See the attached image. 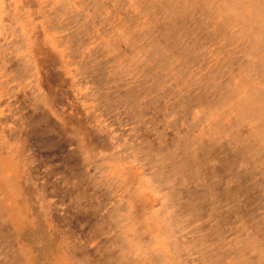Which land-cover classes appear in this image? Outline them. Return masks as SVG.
Instances as JSON below:
<instances>
[{
  "label": "rangeland",
  "instance_id": "374dc122",
  "mask_svg": "<svg viewBox=\"0 0 264 264\" xmlns=\"http://www.w3.org/2000/svg\"><path fill=\"white\" fill-rule=\"evenodd\" d=\"M214 1L0 0V264H264V0Z\"/></svg>",
  "mask_w": 264,
  "mask_h": 264
},
{
  "label": "bare ground",
  "instance_id": "6f19581e",
  "mask_svg": "<svg viewBox=\"0 0 264 264\" xmlns=\"http://www.w3.org/2000/svg\"><path fill=\"white\" fill-rule=\"evenodd\" d=\"M120 1H121V0H120ZM171 1H172V0H171ZM173 1H174V0H173ZM178 1H179V0H178ZM202 1H203V0H202ZM215 1H216V0H215ZM215 1H214V2H215ZM237 1H238V0H237ZM239 1H240V0H239ZM168 2H169V1H168ZM186 2H187V1H186ZM207 2H208V1H207ZM207 2H205V3H207ZM227 2H228V0H227ZM227 2H226V3H227ZM231 2H232V1H231ZM234 2H235V1H234ZM234 2H233V3H234ZM240 2H241V1H240ZM261 2H262V1H261ZM155 3H156V2H154V4H155ZM241 3H242V2H241ZM121 4L123 5V3H121ZM166 4H167V3H166ZM171 4H172V3H171ZM186 4H187V3H186ZM230 4H231V3H230ZM147 5H149V4H147ZM155 5H156V4H155ZM157 5H158V4H157ZM200 5H201V4H200ZM211 5H212V4H211ZM213 5H214V4H213ZM213 5H212V6H213ZM218 5H219V4H218ZM218 5H217V6H218ZM220 5H221V4H220ZM144 6H145V5H144ZM149 6H150V5H149ZM152 6H153V5H152ZM168 6H169V4H168ZM170 6H171V5H170ZM239 6H240V5H239ZM145 7H147V6H145ZM160 7H161L160 9L164 8L163 5H161ZM173 7H174V6H173ZM185 7H186V6H185ZM198 7H199V6H198ZM210 7H211V6H210ZM222 7H223V6H222ZM222 7H221V8H222ZM245 7H246V6H245ZM154 8H155V7H154ZM158 8H159V7H158ZM180 8H181V7H180ZM183 8H184V6H183ZM192 8H193V7H192ZM219 8H220V7H219ZM260 8H261V7H260ZM119 9H120V8H119ZM140 9H141V8H140ZM142 9H143V8H142ZM144 9H145V8H144ZM146 9H147V8H146ZM166 9H167V8H166ZM168 9H169V7H168ZM168 9H167V10H168ZM172 9H173V8H172ZM195 9H196V8H195ZM231 9H234V8H231ZM236 10H237V9H236ZM243 10H244V9H243ZM263 10H264V9L261 8L259 11L262 12ZM138 11H139V10H138ZM159 11H160V10H159ZM163 11H164V10H163ZM175 11H176V10H175ZM238 11H239V10H238ZM161 12H162V11H161ZM171 12H172V11H171ZM171 12H170V13H171ZM200 12H201V11H200ZM173 13H174V12H173ZM173 13H172V14H173ZM175 13H177V12H175ZM243 13H244V12H243ZM192 14H193V13H192ZM201 14H202V13H201ZM237 14H238V13H237ZM240 14H241V13H240ZM240 14H239V16H240ZM245 14H246V13H244V15H245ZM199 15H200V14H199ZM225 15H226V14H225ZM247 15H248V14H247ZM184 16H186V14H185ZM184 16H183V17H184ZM222 16H223V15H222ZM229 16H230V15H229ZM255 16H256V15H255ZM140 17H141V15H140ZM178 17H179V16H178ZM243 17H245V16H243ZM246 17H247V16H246ZM257 17H258V16H257ZM259 17H260V16H259ZM93 18H94V17H93ZM229 18H230V17H229ZM241 18H242V17H240V19H241ZM247 18H248V17H247ZM255 18H256V17H255ZM263 18H264V17H263ZM32 19H33V18H32ZM180 19H181V18H180ZM243 19H245V18H243ZM253 19H254V18H253ZM199 20H200V18H199ZM258 20H260V19H258ZM262 20H263V19H262ZM166 21H168V20H166ZM251 21H252V19H251ZM253 21H255V20H253ZM168 22H169V21H168ZM259 22H260V21H259ZM165 23H166V22H165ZM173 23H175V22H173ZM244 23H246V22H244ZM250 23H251V22H250ZM252 23H253V22H252ZM262 23H263V22H262ZM168 24H169V23H168ZM168 24H167V26H168ZM242 24H243V22H242ZM164 25H165V24H164ZM171 25H173V24H171ZM243 26H245V25H242V27H243ZM246 26H248V25H246ZM162 27H163V26H162ZM174 27H175V26H172V28H174ZM203 27H204V26H203ZM239 27H240V26H239ZM239 27H238V28H239ZM163 28H164V27H163ZM172 28H171V29H172ZM224 28H226V27H224ZM247 28H248V27H247ZM261 28H262V25H261ZM237 30H238V29H237ZM241 30H242V29H241ZM243 30H244V28H243ZM257 30H259V29H257ZM161 31H162V30H161ZM232 31H233V30H232ZM249 31H250V29H249ZM263 31H264V30H263ZM233 32H234V31H233ZM235 32H236V31H235ZM171 33H172V32H171ZM252 33H253V32H252ZM254 33H255V32H254ZM173 34H176V33L173 32ZM246 34H247V33H246ZM170 35H171V34H170ZM248 35L252 36V34H250V33H249ZM258 35H262V32H261V34H258ZM241 36H242V35H241ZM172 37H173V36H172ZM151 38H152V37H151ZM151 38H150V39H151ZM204 39H205V37H204ZM251 39H252V37H251ZM174 40H175V39H174ZM150 41H151V40H150ZM177 41H178V40H177ZM180 41H181V40H180ZM205 41H206V40H205ZM208 41H209V40H208ZM243 41H244V40H243ZM256 41H257V40H256ZM157 42H158V41H157ZM206 42H207V41H206ZM69 43H70V42H69ZM160 43H161V42H160ZM175 43H177V42H175ZM255 43H256V42H255ZM144 44H145V43H144ZM157 44H158V43H157ZM194 44H195V43H194ZM238 44H239V43H238ZM257 44H258V43H257ZM120 45H121V44H120ZM160 45H161V44H160ZM239 45H240V44H239ZM155 46H157V48H158V45L155 44ZM241 46H242V45H241ZM246 46H247V45H246ZM134 47H135V46H134ZM143 47H144V46H143ZM152 47H153V46H152ZM252 47H254V45H253ZM181 48H182V47H181ZM195 48H196V47H195ZM197 48H199V47H197ZM242 48H243V46H242ZM175 49H176V48H175ZM192 49H193V48H192ZM246 49H247V48H246ZM148 50H149V49H148ZM187 50H188V49H187ZM189 50H191V48H190ZM196 50H197V49H196ZM237 50H238V48H237ZM254 50H257V49H254ZM263 50H264V49H263ZM263 50H262V51H263ZM175 51H177V49H176ZM239 51H241V50L239 49L238 52H239ZM180 52H181V51H180ZM184 52H185V51H184ZM255 52H256V51H255ZM137 53H138V52H137ZM163 53H164V52H163ZM163 53L161 52V54H163ZM181 53H182V52H181ZM251 53H253V52L251 51ZM178 54H179V52H178ZM184 54H185V53H184ZM184 54H183V55H184ZM195 54H196V53H195ZM197 54H198V53H197ZM197 54H196V55H197ZM199 54H200V52H199ZM259 54H260V50H259ZM179 55H180V54H179ZM186 55H187V54H186ZM190 55H191V54H190ZM251 55H252V54H251ZM257 55H258V54H257ZM260 55H262V54H260ZM260 55H258V56L261 57ZM113 56H114V55H113ZM145 56H146V55H145ZM145 56L143 55V57H145ZM184 56H185V55H184ZM184 56H183V57H184ZM110 57H111V56H110ZM167 57H169V55H168ZM170 57H171V55H170ZM183 57H181V59H182ZM187 57H188V56H187ZM192 57H193V55H192ZM237 57H238V56H237ZM155 58H156V57H155ZM160 58H163V57L160 56ZM171 58H172V57H171ZM193 58H194V57H193ZM257 58H258V57H257ZM165 59H166V57H165ZM188 59H189V58H188ZM197 59H199V58H197ZM259 59H260V58H259ZM159 60H160V59H159ZM173 60H174V59H173ZM184 60H185V59H184ZM243 60H245V59H243ZM80 61H81V60H80ZM143 61H144V60H143ZM163 61H164V60H163ZM163 61H162V63H163ZM190 61H191V60H190ZM192 61H193V60H192ZM154 62H155V60H154ZM171 62H172V61H171ZM182 62H183V61H182ZM244 62H245V61H244ZM244 62L241 61V63H244ZM132 63H133V62H132ZM132 63H131V65H132ZM165 63H166V62H165ZM183 63H184V62H183ZM231 63H233V61H232ZM261 63H262V62H261ZM163 64H164V63H163ZM137 65H138V63H137ZM178 65H179V64H178ZM182 65H184V64H182ZM186 65H187V64H186ZM159 66H161V65H159ZM159 66H158V67H159ZM173 66H174V65H173ZM180 66H181V65H180ZM251 66H252V65H251ZM260 66H262V65H260ZM151 67H152V66H151ZM195 67H196V66H195ZM244 67H245V66H244ZM174 68H175V67H174ZM186 68H187V67H186ZM251 68H252V67H251ZM258 68H259V67H258ZM149 69H150V68L148 67V70H149ZM168 70H170V69H168ZM168 70H166V72H168ZM175 70H176V69H175ZM247 70H248V69H247ZM176 71H177V70H176ZM142 72H143V70H142ZM142 72H141V73H142ZM145 72H146V71H145ZM155 72H157V71H155ZM259 72H260V71H259ZM179 73H180V72H179ZM192 73H193V72H192ZM192 73H191V74H192ZM216 73H217V72H216ZM162 74H163V72H162ZM162 74H161V75H162ZM165 74H166V73H165ZM172 74H173V73H172ZM183 74H184V73H183ZM144 75H145V74H144ZM149 75H150V74H149ZM151 75H152V73H151ZM161 75H160V76H161ZM180 75H181V74H180ZM251 75H252V74H251ZM155 76H156V75H155ZM157 76H159V74H157ZM176 77H177V76H176ZM179 77H181V76H179ZM190 77H192V76H190ZM190 77H189V78H190ZM152 78H153V77H152ZM159 78H160V77H159ZM155 79H156V77H155ZM155 79H153V80H155ZM161 79H162V78H161ZM166 79H167V77H166ZM175 80H177V79H175ZM263 80H264V79H263ZM164 81H165V80H164ZM227 81H229V80H227ZM227 81L225 82L226 84L228 83ZM158 82H161V81L158 80ZM228 84H229V83H228ZM230 85H231V84H230ZM148 87H149V86H148ZM141 88H142V87H141ZM225 88H226V87H225ZM164 89H166V88H164ZM176 90H177V89H176ZM185 91H186V90H185ZM223 91H224V90H223ZM249 91H250V90H249ZM144 92H145V90H144ZM164 92H165V91H164ZM190 92H191V91H190ZM162 93H163V92H162ZM165 93H166V92H165ZM181 93H182V92H181ZM252 93H253V91H252ZM255 93H256V92H255ZM167 94H168V93H167ZM171 94H172V93H171ZM247 94H249V92H248ZM247 94H246V96H247ZM257 94H258V93H257ZM70 95H71V94H70ZM229 95H230V94H229ZM250 95H252V94H250ZM151 96H152V95H151ZM162 96H163V95H162ZM179 96H180V95H179ZM219 96H220V95H219ZM253 96H254V94H253ZM232 97H233V96H232ZM254 97H256V96H254ZM254 97H253V98H254ZM149 98H150V97H149ZM149 98H148V99H149ZM157 98H158V97H157ZM253 98H252V99H253ZM262 98H263V97H262ZM158 99H160V98H158ZM252 99H249V102H250V100L252 101ZM256 100H257V99H256ZM153 101H154V100H153ZM179 101H180V100H179ZM239 101H240V100H238V102H239ZM260 101H261L260 103H262L263 99L260 100ZM151 103H152V101H151ZM153 103H154V102H153ZM153 103H152V104H153ZM241 103H242V102H241ZM241 103H240V106H242ZM251 103H252V102H251ZM248 104H249V103H247V105H248ZM147 105H148V104H147ZM236 105H239V104H236ZM236 105H235V106H236ZM260 105H261V104H260ZM161 106H162V105H161ZM161 106H160V107H161ZM163 106H164V105H163ZM255 106H256V105H255ZM261 106H262V105H261ZM261 106H260V107H261ZM228 107H229V106H228ZM260 107H258V109H260ZM246 109H247V108H246ZM258 109H257V110H258ZM158 110H159V108H158ZM167 111H168V109H167ZM240 111H241V110L239 109L238 112L240 113ZM251 111H252V110H251ZM245 112H247V111H245ZM166 113H168V112H166ZM243 114H244V113H243ZM164 115H165V113H164ZM259 115H260V114H259ZM241 116H243V115H241ZM248 116H249V114H248ZM255 117H256V116H255ZM255 117H254V118H255ZM250 119H251V118H250ZM39 120H40V119H39ZM257 120H258V119H257ZM86 121H87V120H86ZM255 121H256V120H255ZM255 121H254V122H255ZM237 123H238V122H237ZM49 124H50V123H49ZM50 125H52V124H50ZM234 125H235V124H234ZM48 126H49V125H48ZM192 126H193V125H192ZM192 126H191V127H192ZM232 126H233V124H232ZM235 126H236V125H235ZM50 127H51V126H50ZM53 127H54V126H53ZM191 127H190V129H191ZM253 127H254V126H253ZM171 128H172V127H171ZM255 128L257 129V127H255ZM259 128H260V127H258L257 130H259ZM53 129H54V128H53ZM188 129H189V128H188ZM192 130H193V128H192ZM236 130H237V129H236ZM72 131H73V130H72ZM225 131H226V130H225ZM261 131H262V129H261ZM189 132H191V131L189 130ZM228 132H229V131H228ZM232 132H233V131H232ZM253 133H254V132H253ZM250 134H252V133H250ZM254 134H255V133H254ZM258 134H260V133H258ZM243 136H244V135H243ZM245 136H246V135H245ZM181 137H182V136H181ZM251 137H252V136H251ZM260 137H261V136H260ZM244 138H245V137H244ZM253 138H254V137H253ZM236 139H237V138H236ZM242 139H243V137H242ZM242 139L240 138V140H242ZM233 140L235 141V138H234ZM253 140H254V139H253ZM223 141H224V140H223ZM236 141H238V139H237ZM248 141H249V140H248ZM242 142H243V141H242ZM252 142H253V141H252ZM255 142H256V140H255ZM255 142H254V143H255ZM260 142H261V139H260ZM62 143H63V142H62ZM202 143H204V142H202ZM228 143H229V142H228ZM244 143H245V142H244ZM262 143H263V142H262ZM63 144H64V143H63ZM200 144H201V143H200ZM246 144L249 146L250 143L248 142V143H246ZM252 144H253V143H252ZM197 145H198V144H197ZM244 145H245V144H244ZM244 145H243V146H244ZM254 145H255V144H254ZM140 146H141V145H140ZM238 146H239V144H238ZM257 146H258V145H257ZM260 146H262V145H260ZM200 147H201V146H200ZM214 147H216V146H214ZM214 147H212V148H214ZM240 147H241V146H239L238 148H240ZM245 147H247V146L245 145ZM250 147H251V146H250ZM250 147H248V148H250ZM62 148H64V147L62 146ZM254 148H255V147H254ZM215 149H216V148H215ZM215 149H214V150H215ZM241 149H242V148H241ZM241 149H239V151H242V150L245 149V148H243L242 150H241ZM259 149H260V148H259ZM262 149H264V148H262ZM191 150H192V149H191ZM210 150H211V149H210ZM210 150H209V151H210ZM214 150L212 149V151H214ZM220 150H221V149H220ZM245 150H246V149H245ZM260 150H261V149H260ZM212 151H210V152H212ZM255 151H256V150H255ZM257 151H258V150H257ZM257 151H256V152H257ZM256 152H254L255 155H256ZM263 152H264V151L262 150L261 153H263ZM198 155H199V154H198ZM198 155H197V156H198ZM253 155H254V154H253ZM260 155H261V154H260ZM260 155H259V156H260ZM263 155H264V154H263ZM263 155H262V156H263ZM213 156H214V155H213ZM149 157H150V156H149ZM149 157H148V158H149ZM214 157H215V156H214ZM253 157H254V156H253ZM263 157H264V156H263ZM76 161H78V160L76 159ZM178 162H179V161H178ZM232 162H233V161H232ZM234 162H235V160H234ZM179 163H180V162H179ZM177 165H178V164H177ZM235 165H236V164H235ZM72 167H73V166H72ZM187 167H188V166H187ZM230 167H231V166H230ZM232 167H233V166H232ZM234 167H235V166H234ZM247 168H249V167H247ZM258 168H259V167H258ZM259 169H260V168H259ZM262 171H264V170H262ZM150 173H151V172H150ZM220 173H223V172H220ZM185 174H186V173H185ZM217 174L219 175V173H217ZM152 175H153V174H152ZM159 175H160V174H159ZM220 175H221V174H220ZM220 175H219V176H220ZM243 175H244V174H243ZM77 176H78V175H77ZM221 176H222V175H221ZM221 176H220V177H221ZM162 177H165V176H162ZM206 177H207V176H206ZM241 177H242V176H241ZM257 177H258V176H257ZM206 180H207V179H206ZM257 180H258V179H257ZM20 181H21V180H20ZM133 183H134V182H133ZM248 183H249V182H248ZM231 185H232V184H231ZM193 186H194V185H193ZM238 186H240V185H238ZM259 186H260V185H259ZM161 187H163V186H161ZM242 187H244V185L241 186V188H242ZM194 188H196V186H195ZM229 188H230V187H229ZM236 188H237V187H236ZM250 188H251V187H250ZM253 188H254V187H253ZM256 188H257V187H256ZM231 189H232V188H231ZM254 189H255V188H254ZM161 190H162V189H161ZM227 190H229V189H227ZM227 190H226V191H227ZM73 191H74V190H73ZM200 191H201V190H200ZM221 191H222V190H221ZM223 191H224V190H223ZM73 193H74V192H73ZM26 194H27V193H26ZM202 195H203V194H202ZM206 195H207V194H206ZM221 195H222V194H221ZM228 196H229V195H228ZM246 196H247V195H246ZM43 197H44V196H43ZM193 197H194V196H193ZM197 197H198V196H197ZM201 197H202V196H201ZM214 197H215V196H214ZM252 197L254 198L255 196H252ZM32 198H33V196H32ZM71 198H72V197H71ZM256 198H257V196H256ZM204 200H205V199H204ZM204 200H203V201H204ZM215 200H216V199H215ZM250 200H252V198H251ZM93 202H94V201H93ZM182 202H183V201H182ZM209 202H210V201H209ZM230 202H232V201H230ZM251 202H252V201H251ZM180 203H181V202H180ZM228 203H229V202H228ZM184 204H185V203H184ZM201 205H203V204H201ZM244 205H245V204H244ZM221 206H222V205H221ZM256 206H257V205H256ZM253 207H254V206H253ZM184 208H186V207H184ZM256 208H257V207H256ZM205 209H206V208H205ZM252 210H253V209H252ZM159 211L161 212V210H159ZM253 211H254V210H253ZM221 212H222V211H221ZM160 214H161V213H160ZM203 214H204V213H203ZM104 215H106V214H104ZM104 215H103V216H104ZM161 215H162V214H161ZM200 215H201V214H200ZM51 217H52V216H51ZM104 217H105V216H104ZM224 217H225V216H224ZM102 218H103V217H102ZM226 218H227V217H226ZM247 218H248V217H247ZM247 218H246V220H247ZM250 218H251V217H250ZM103 219H104V218H103ZM98 220H99V218H98ZM137 220H138V219H137ZM137 220H136V221H137ZM231 222H232V221H231ZM231 222H229V223H231ZM140 225H141V224H140ZM204 228H205V227H204ZM203 230H204V229H203ZM209 231H211V230H209ZM94 232H95V231H94ZM171 232H172V231H171ZM173 232H174V231H173ZM168 233H169V232H168ZM39 234H40V233H39ZM166 237H167V236H166ZM140 238H141V237H140ZM41 239H42V238H41ZM171 239H172V238H171ZM76 243H77V242H76ZM76 243H75V244H76ZM169 243H170V242H169ZM172 243H173V242H172ZM172 243H170V244H172ZM170 244H169V245H170ZM171 248H172V247H171ZM169 251H170V249H169ZM172 252H173V251H172ZM174 252H175V251H174ZM74 253H76V252H74ZM179 253H180V252H179ZM181 253H182V252H181ZM173 258H174V257H173ZM98 263H99V262H98ZM88 264H89V263H88Z\"/></svg>",
  "mask_w": 264,
  "mask_h": 264
}]
</instances>
